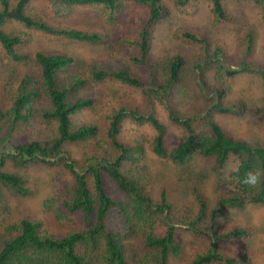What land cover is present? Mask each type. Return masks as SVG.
I'll return each instance as SVG.
<instances>
[{
	"label": "trees",
	"instance_id": "trees-1",
	"mask_svg": "<svg viewBox=\"0 0 264 264\" xmlns=\"http://www.w3.org/2000/svg\"><path fill=\"white\" fill-rule=\"evenodd\" d=\"M31 1L37 0H0V45L14 62L26 61L30 57L19 50L25 40L23 34L3 29L11 21L55 37L92 45L102 44L108 51L121 53L123 57L127 54L120 49L127 43V61L148 65L153 29L166 13L162 0H43L55 15L68 14L75 7L98 8L103 18L114 26H111L112 38H109L112 42L108 44L109 41L100 33L55 23L36 11H28ZM209 1L214 20L226 21L228 13L222 0ZM237 1L261 4L264 21V0ZM178 3L183 5L184 1L178 0ZM136 6H144L146 14L136 15ZM177 33L179 39L202 43L203 51L209 57L210 50L204 36L188 29ZM240 42L244 51L237 59L238 68L226 67L225 61L224 64L222 62V48H212V58L218 62L215 78L218 83L213 88L203 84L206 94L212 97V106L202 118L206 126L201 128L202 131L194 129L192 117H178L168 108L170 119L185 130L183 139L169 152L164 144L166 127L155 117L151 109L153 101H150L147 113L130 111L136 122L152 124L156 130L151 147L153 152L159 157H168L172 163L183 164L198 154L213 160L214 168H221L231 155L238 159L237 167L231 173L234 191L221 196L218 194L213 207L206 194L194 191L196 214L179 220L173 214V203L167 192L162 189L158 194H153L149 187L146 176L148 169L142 163L143 147L123 145L116 140L120 123L128 114L126 108H116L113 114L106 113V135L120 150L114 159L96 157L93 153L83 164H79L70 156L65 144L93 139L100 131L97 125L76 124L72 119L84 109L95 108L98 98L92 92L86 94L85 98L75 97L80 88L87 87L88 79L79 74L68 76L70 67L77 63L72 55L37 51L34 60L40 68L39 76L25 75L19 82L10 107L0 105V264H130L123 245L126 238H139L143 242L142 250L133 255L137 264H167L170 258L178 257L182 252V245L175 236L177 226L193 234L214 238L210 247L205 252L197 253L190 264H251V255L245 249L237 254L219 252L218 249L220 239L250 237L249 228L233 227L212 236L218 217L228 208H244L247 203L264 204V178L255 188L241 182L248 171L257 168L264 171V146L229 136L213 117L215 110L229 113L239 111L235 105L225 106L221 103L227 91L224 75L231 78L240 72L259 73L264 81V62L257 66L246 58L255 46L254 32H246ZM93 64L90 71L94 82L112 78L129 86L140 87L148 97L158 96L164 102L180 80L183 59L177 55L169 61L168 74L163 81L158 82L153 73V81L147 85L148 88H144L142 82L126 68L111 71L103 64H97V61ZM149 67L152 68V64ZM195 68L201 71L203 65L196 64ZM62 73L65 76L59 78ZM43 97L49 99L50 110L40 111L36 107L35 102ZM33 114L41 122L57 121V135L53 139L21 141L14 137L18 121H26ZM126 161H131L134 166L124 171L121 168ZM7 162L12 163L14 171L5 169ZM36 162L49 167L62 166L71 172L72 181L63 183L56 196L44 199L43 208L58 224L65 226H69L74 215H77L83 224L82 229L53 233L43 228L44 220L34 216L15 221L11 205L6 203L7 195L26 196L31 193L26 186L28 174L24 168ZM107 178L114 182L118 195L107 185ZM204 218L208 221L206 229L199 228L198 223Z\"/></svg>",
	"mask_w": 264,
	"mask_h": 264
},
{
	"label": "rangeland",
	"instance_id": "rangeland-1",
	"mask_svg": "<svg viewBox=\"0 0 264 264\" xmlns=\"http://www.w3.org/2000/svg\"><path fill=\"white\" fill-rule=\"evenodd\" d=\"M162 0L166 13L153 29L150 51L147 56L148 65L135 64L127 61L129 44L126 43L120 50L127 55L111 51L102 44L92 45L62 37H55L41 31L27 28L17 21L5 24L3 29L7 32L23 34L25 40L19 46L22 53L29 55V59L22 62H14L7 57L0 45V105L9 108L20 80L29 75L36 78L40 68L34 60L37 51L52 53H66L72 55L77 61L70 67L68 76H83L88 79L87 87L80 88L75 97L92 92L98 98L95 108L84 109L72 119L75 123H89L97 125L100 131L97 137L67 143L64 147L70 156L83 164L93 153L96 157H106L109 160L118 155L119 148L110 142L106 135L108 119L107 114H113L119 107L127 109V116L120 123L116 140L127 146L140 145L144 149L143 166H146L149 187L153 194L164 189L173 203V214L179 219L194 217L197 208L194 206V191H200L209 198L213 207L217 196L234 191V181L231 173L236 169L238 159L231 155L225 166L220 169L215 167L213 160L193 155L183 164L172 163L168 157H159L152 150V143L156 133L150 122H136L130 111L147 113L150 101H153L151 109L155 117L165 125L164 144L169 152L185 136L182 125L170 119L168 108L178 117H192L196 130L204 129L203 116L212 104V97L206 94L203 84L212 88L217 85L216 73L218 62L212 58V48L219 46L223 50V64L226 67L238 68V61L244 51L242 41L246 32H254L255 46L247 60L260 66L264 62V21L262 18L261 4L253 1L222 0V4L228 13V19L216 22L211 11L209 0ZM14 2V1H13ZM49 4L43 0L31 1L28 11L37 12L43 18L52 22H61L68 26H74L83 30L100 33L111 44V32L113 25L109 24L102 12L95 7H75L68 14L55 15L50 12ZM130 7L132 5H129ZM136 15H144L147 10L144 6H136ZM119 29V28H118ZM117 29V30H118ZM188 29L191 32L202 35L208 42L210 55L203 51L202 43H190L187 40L177 38L178 31ZM119 32V30H118ZM118 49V48H117ZM183 59V68L180 80L174 85L166 96L164 102L158 96L148 97L140 87L129 86L112 78L102 81H93L91 67L103 64V67L116 71L126 68L131 75L137 77L147 87L152 81L153 73L158 82L167 77L169 61L174 56ZM202 64L201 71L196 70V64ZM152 64V68L149 65ZM97 66V65H96ZM166 68V69H165ZM222 74V73H221ZM64 73L59 75L63 78ZM72 77V79H74ZM226 78V94L221 103L225 106L235 105L238 113L214 111L213 117L222 129L231 137L244 139L256 145L264 146V81L259 73L240 72L234 77ZM148 88V87H147ZM40 111L50 109V102L43 97L35 102ZM107 113V114H106ZM198 119V120H197ZM202 131V130H201ZM57 135V121L49 123L30 115L26 121H18L14 137L21 141L37 139L40 141L51 140ZM101 135V136H99ZM131 161H126L121 169H130ZM25 167V166H24ZM217 168V169H216ZM5 169L14 171L12 163L7 162ZM28 174L26 186L30 189L29 195H7L6 203L12 207L15 221L26 216H34L44 220L43 228L48 231L63 233L71 230H80L83 224L78 216L74 215L69 226L58 224L52 216L44 211L43 201L48 197L56 196L61 190L62 184L72 181V174L62 166H46L40 162L30 163L25 168ZM107 185L114 189V194H119L114 182L106 179ZM199 228L208 227L207 219L198 222ZM233 227H246L251 231L248 238L232 237L218 241L219 252L237 254L245 249L251 255V264H264V204L247 203L244 208H228L217 219L213 234L228 230ZM1 230V229H0ZM176 239L182 245V252L178 257H172L167 264H190L197 253L205 252L214 240L186 231L184 227L177 226ZM200 236V237H199ZM123 245L125 254L130 264L134 262L133 255L143 248V242L139 238H126ZM209 264H221L210 262Z\"/></svg>",
	"mask_w": 264,
	"mask_h": 264
},
{
	"label": "clouds",
	"instance_id": "clouds-1",
	"mask_svg": "<svg viewBox=\"0 0 264 264\" xmlns=\"http://www.w3.org/2000/svg\"><path fill=\"white\" fill-rule=\"evenodd\" d=\"M78 92H80V90ZM75 95H76V93H75ZM85 97H86V94H84V95L82 94V95L77 96L76 98H85ZM50 106H51V104H50ZM50 109H51V107H50ZM124 119H125V117H124ZM228 159H227V161H228ZM227 161H226V163H227ZM226 163H225V165H226ZM262 178H264V171H262L259 168H257L255 170L248 171L242 177L241 182H242V184H244L245 186H247L249 188H255L261 183Z\"/></svg>",
	"mask_w": 264,
	"mask_h": 264
}]
</instances>
